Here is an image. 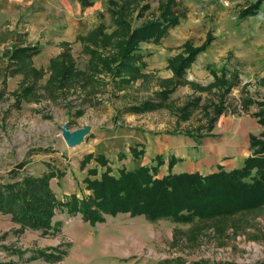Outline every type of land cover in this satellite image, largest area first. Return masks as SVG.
<instances>
[{
  "label": "rangeland",
  "instance_id": "374dc122",
  "mask_svg": "<svg viewBox=\"0 0 264 264\" xmlns=\"http://www.w3.org/2000/svg\"><path fill=\"white\" fill-rule=\"evenodd\" d=\"M70 1L72 13H75L73 18L78 16L76 3L81 7V14L76 18L79 28H84L74 41L80 44L78 49L75 44L78 55L72 58L75 71H78L76 76L66 79L61 88L50 75H40L35 82L33 75L24 82L23 77L17 82L16 91L9 93L7 79L2 80L0 179L17 180V176L41 174L37 168L33 173L26 165L34 152L46 154L45 151L52 150L58 157L71 159L73 148H66L65 155L60 152L65 146L60 133L65 122L71 128L86 121L90 130L109 123L118 128L166 127L167 132L178 136L189 132L192 136L200 131L205 133L208 116L201 108L208 100L218 102L225 88L215 84L213 72L221 76L225 70L226 83H234L223 95L225 116L237 118L247 114L253 118L261 107L258 104L264 102V3L246 13L256 0H177L176 5L183 8L184 15L159 41L138 44L136 50L143 54L145 63L141 66L136 62L140 75L132 80L130 72L121 73L114 80L109 73L97 72L99 61L98 66H93L92 62L96 61L85 51V47L93 43L92 39H80L89 37L94 30L102 35L114 31L111 0H92L93 4L88 7H83L79 0ZM115 1L124 5L125 0ZM128 1H131L128 4L131 15H126L129 28L133 30L159 14V5L166 0ZM142 6L147 9H143L141 15ZM208 34L212 35V41L204 51L196 54L177 86L185 85L186 92L175 94L176 87L165 98H160L159 91L172 88L170 81L175 79L169 62L181 52L186 55L187 43L194 47L203 44ZM157 64L158 67L152 68ZM20 65L24 72L31 68L26 63ZM93 67L97 69L94 71ZM40 79L44 80L42 84H38ZM26 86H31L27 95L23 90ZM197 96L201 100L189 110L190 116L178 111L181 105L196 100ZM31 101L36 106L28 104ZM150 101H159L160 106L148 111L131 109L150 104ZM123 115L131 118L124 119ZM92 122L98 127L93 128ZM89 132L85 137L87 141L95 135ZM84 156L79 160L80 168L93 163L89 160L83 165ZM52 162L49 159L47 171L55 172L52 177L59 176L61 171L52 168ZM88 170L82 182L91 194L85 184L86 177H93L88 175ZM13 172L18 175L14 177ZM82 192L81 197L90 196ZM61 211L64 214H60ZM61 211L57 210L61 217L56 218L65 222L52 220L53 227L47 232L31 229L18 232L17 223L10 219L18 227H8L10 222L2 219L0 228L8 229L0 230V264H264V204L227 216L195 217L186 222H177L171 217L151 220L143 214L121 212L103 214L102 221L91 224L81 213ZM40 249L54 256H42Z\"/></svg>",
  "mask_w": 264,
  "mask_h": 264
},
{
  "label": "trees",
  "instance_id": "16d2710c",
  "mask_svg": "<svg viewBox=\"0 0 264 264\" xmlns=\"http://www.w3.org/2000/svg\"><path fill=\"white\" fill-rule=\"evenodd\" d=\"M79 1L83 7L93 4L92 0ZM110 3L115 8L110 9L116 24L114 31L102 35V32L94 30L89 37H80V39L86 41L91 38L93 41L85 47V51L96 61L92 62L93 66H98V61L100 62L98 69L93 67L94 71L97 69V72L101 70L109 73L114 80L118 79L121 73L130 72L134 80L137 77L135 75H140V66H137L136 62L141 66L145 64L143 54L136 50L139 42L159 41L178 18L184 15L183 8L176 5L177 0L161 1L159 14L130 30V22L126 14L131 15L128 5L131 1H123L124 5L115 0H111ZM263 3L264 0H256L246 13L254 11ZM140 8L139 12L142 15L143 9H147V6ZM212 38V35L208 34L206 41L197 47L187 43L186 55L181 52L169 62L175 79L173 82L170 81L172 88L165 87L164 90L159 91L160 98H165L183 81L185 69L189 67L197 53L207 48ZM65 45L68 46L66 43ZM29 49L17 48L14 56ZM21 68L23 69L22 66ZM50 71L51 80H56L60 88L66 79L76 76L78 71H75L68 47L59 56L51 59ZM224 71L221 76L213 72L215 84L220 87L225 86L219 97L220 100L218 102L208 100L201 108L208 116L207 131L212 129L214 122L223 114L225 109L223 95L229 92L234 84L226 83ZM40 72L31 67L25 74L23 82L29 80L32 75V81H37ZM23 90L27 95L31 91V86H26ZM195 99L181 105L178 111L184 113L186 117L190 116L189 110L201 100L199 96ZM150 102L131 109L148 111L160 106V102ZM258 105H261L257 111L261 116L259 120L264 122V102ZM209 107L211 112L208 111ZM209 112L213 115L209 116ZM250 141L253 152L245 159L244 165L228 171L219 170L209 175L181 172V174L168 173L166 176L156 177L157 166L144 165L135 170L123 167L117 174H113L108 161L103 155H99L95 160L99 165L106 166V169L99 175L97 168L88 170V175L93 176L85 178L86 188L91 190L88 198L79 199L76 195H71L64 201L59 200L50 186V179L55 174L52 170L21 177L17 176V172H13L12 175L17 176V180L0 179V214H8L10 219L19 225L18 232L24 229L47 232L53 227V215L61 209L69 214L81 213L84 219L95 224L103 220V214L115 215L121 212H129L132 215L143 214L151 220L171 217L177 222H186L195 217L227 216L241 210L256 208L264 204V134L253 135ZM131 150L134 156L142 153L141 150L136 151L133 148ZM92 158V154H86L82 164H86ZM158 160L160 163L159 157ZM58 175H62L61 172H58ZM14 251L19 252V250ZM38 251L47 258L54 256V253L47 254L45 250Z\"/></svg>",
  "mask_w": 264,
  "mask_h": 264
},
{
  "label": "crops",
  "instance_id": "0c3cea01",
  "mask_svg": "<svg viewBox=\"0 0 264 264\" xmlns=\"http://www.w3.org/2000/svg\"><path fill=\"white\" fill-rule=\"evenodd\" d=\"M71 8L70 0H0V87L3 85V78H6V91L8 93L16 91L17 82L27 73L21 68V62L40 70V74L47 77L51 72V59L59 56L66 47L71 58L78 55L74 46L76 44L78 49L80 44L74 41L84 30L79 28L76 18L81 14V7L76 3L75 12L78 16L74 18L75 13H72ZM32 46L37 49H33ZM24 47L30 48L29 51L17 53L15 57V50ZM155 66L158 67V64L152 68ZM40 80L38 84L44 81ZM173 92L185 93V85L177 87ZM28 104L36 106L34 101ZM252 116L253 118L246 114L229 118L223 113L214 122L212 129L206 130L205 133L197 132L193 136L190 132L178 136L167 132L166 127L161 129L154 125L118 128L108 123L103 128L90 130L91 134L95 132L91 141L85 139L75 147H68L64 143L65 149L59 150L65 155L66 148H73L69 156L71 159L66 160L65 156L58 157L57 152L52 150L45 151L46 154L34 152L29 155L26 165L33 173L35 168L41 173L47 171L49 159H52L54 162L51 163L52 168L56 167L62 175L52 177L50 185L57 198L62 201L72 194L80 198L83 195L82 191L89 193L85 189L82 177L87 174L88 169L97 168V175L103 171L104 167L95 160L99 155H103L108 161L113 174H117L123 167L135 170L142 165L157 166L156 177H163L168 173L199 172L201 175H209L219 170L228 171L240 168L244 165L245 159L252 155L250 137L264 134L262 130L264 122L259 120L261 116L257 112ZM125 118L131 117L125 115ZM86 123L78 122L71 126V129ZM92 127L98 126L92 122ZM132 148L140 149L142 153L134 156ZM90 153L93 154L91 159L93 163L80 168L79 160ZM158 157L161 159L160 163ZM58 214L56 211L52 220L59 219L64 223L65 220L62 218H56L61 217ZM0 217V221L6 219L10 222L8 227H18L10 220L8 214H0ZM4 229L8 228H0Z\"/></svg>",
  "mask_w": 264,
  "mask_h": 264
},
{
  "label": "water",
  "instance_id": "95a60500",
  "mask_svg": "<svg viewBox=\"0 0 264 264\" xmlns=\"http://www.w3.org/2000/svg\"><path fill=\"white\" fill-rule=\"evenodd\" d=\"M90 126L85 124L75 129H71L68 122H65L61 127L62 138L68 147H75L85 140V137L90 133Z\"/></svg>",
  "mask_w": 264,
  "mask_h": 264
}]
</instances>
